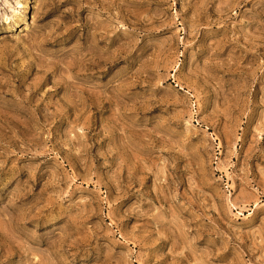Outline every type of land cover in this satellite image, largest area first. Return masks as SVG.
Instances as JSON below:
<instances>
[{"label": "rangeland", "instance_id": "1", "mask_svg": "<svg viewBox=\"0 0 264 264\" xmlns=\"http://www.w3.org/2000/svg\"><path fill=\"white\" fill-rule=\"evenodd\" d=\"M0 264H264V0H0Z\"/></svg>", "mask_w": 264, "mask_h": 264}]
</instances>
